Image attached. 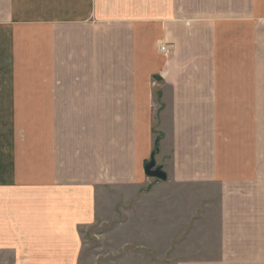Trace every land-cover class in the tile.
<instances>
[{
    "label": "crops",
    "instance_id": "1",
    "mask_svg": "<svg viewBox=\"0 0 264 264\" xmlns=\"http://www.w3.org/2000/svg\"><path fill=\"white\" fill-rule=\"evenodd\" d=\"M263 37L264 0H0V236L14 264H78L98 193L140 189L153 153L184 184L255 179Z\"/></svg>",
    "mask_w": 264,
    "mask_h": 264
},
{
    "label": "rangeland",
    "instance_id": "2",
    "mask_svg": "<svg viewBox=\"0 0 264 264\" xmlns=\"http://www.w3.org/2000/svg\"><path fill=\"white\" fill-rule=\"evenodd\" d=\"M255 45L262 52L264 74V37ZM259 72L253 69L247 82ZM259 85L264 89L262 80ZM150 86L154 90L160 84L152 79ZM228 98L224 96L225 103ZM253 108L259 137L255 179L184 184L167 167L166 181L147 177L140 189L100 191L93 224L79 230L78 264H264V110ZM158 109L155 103L154 113ZM241 113L239 108L232 112ZM161 163L165 167V154ZM1 237L0 264H14Z\"/></svg>",
    "mask_w": 264,
    "mask_h": 264
},
{
    "label": "water",
    "instance_id": "3",
    "mask_svg": "<svg viewBox=\"0 0 264 264\" xmlns=\"http://www.w3.org/2000/svg\"><path fill=\"white\" fill-rule=\"evenodd\" d=\"M153 153L149 162L145 165V174L148 178H155L162 181L167 180V174L162 170L161 167L157 166Z\"/></svg>",
    "mask_w": 264,
    "mask_h": 264
},
{
    "label": "built area",
    "instance_id": "4",
    "mask_svg": "<svg viewBox=\"0 0 264 264\" xmlns=\"http://www.w3.org/2000/svg\"><path fill=\"white\" fill-rule=\"evenodd\" d=\"M160 52L163 54V55H165V56H168L169 55V53H170V49H169V47H167V46H160Z\"/></svg>",
    "mask_w": 264,
    "mask_h": 264
}]
</instances>
